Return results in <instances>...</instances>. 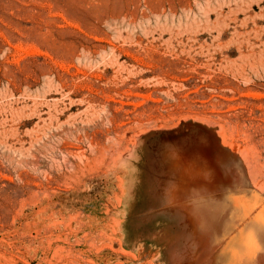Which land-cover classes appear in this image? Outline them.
Instances as JSON below:
<instances>
[{"label":"rangeland","instance_id":"374dc122","mask_svg":"<svg viewBox=\"0 0 264 264\" xmlns=\"http://www.w3.org/2000/svg\"><path fill=\"white\" fill-rule=\"evenodd\" d=\"M261 181L264 0H0V264H247Z\"/></svg>","mask_w":264,"mask_h":264},{"label":"bare ground","instance_id":"6f19581e","mask_svg":"<svg viewBox=\"0 0 264 264\" xmlns=\"http://www.w3.org/2000/svg\"><path fill=\"white\" fill-rule=\"evenodd\" d=\"M258 185V187L264 191V187L261 184ZM190 218L186 219V221L188 223L191 221L195 223L193 231H201L202 227L199 226V224L202 223L203 220H200L201 218ZM238 255L241 257L240 260L247 264H264V214L256 216L255 219L250 220L249 225H245L244 234L238 246Z\"/></svg>","mask_w":264,"mask_h":264}]
</instances>
